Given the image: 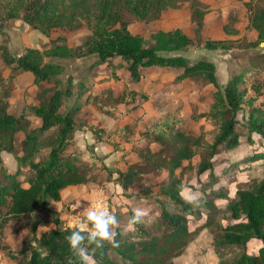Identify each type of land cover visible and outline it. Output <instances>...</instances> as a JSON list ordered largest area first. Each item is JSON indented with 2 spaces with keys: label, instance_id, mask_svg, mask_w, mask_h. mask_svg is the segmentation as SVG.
<instances>
[{
  "label": "trees",
  "instance_id": "obj_1",
  "mask_svg": "<svg viewBox=\"0 0 264 264\" xmlns=\"http://www.w3.org/2000/svg\"><path fill=\"white\" fill-rule=\"evenodd\" d=\"M185 3L190 5L199 36L207 14L200 0H0V57L11 66L3 79L6 89L0 95V249L6 250L12 264H84L66 239L76 227L65 226L55 216V225L38 234L35 215L48 208L49 199L61 200L68 186L102 187L108 181L120 185L122 195L132 204L126 212L115 215L116 223L110 226L112 240L105 239L100 245L82 242L93 264H174L172 259L182 254L202 229L214 236L212 244L219 264H264V174L253 178L250 187H237L232 199L221 181L227 177L230 182L240 171L250 173L264 167V49L250 53L248 62L231 72L221 85L212 61L191 60L181 54L194 40L180 27L156 30L150 40L129 28L132 20L150 22ZM245 6L248 26L257 33L246 46L255 49L264 43V0H248ZM11 19L22 20L44 34L55 28L76 30L84 25L92 33L76 46L61 43L57 37L43 49L28 48L21 55H13L4 30ZM203 46L209 50L232 48L227 38H208ZM88 55H97L98 64L112 67V77L118 81L119 68L138 81L145 75L144 69L160 67L173 72L176 83L187 79L201 87L214 86L213 101L194 117L207 120L210 128H186L179 108H166L139 133L143 144L134 146L138 157L125 168L83 163L76 151L69 150L75 132L89 128L102 139L100 125L80 115L83 103L92 101L98 108L110 110V104H124L129 112L150 99L148 92L128 85L117 94L112 88L94 93L83 73L76 83L74 74L67 73L68 83L64 84L60 75L66 67L46 60ZM117 58L120 62L115 64ZM26 71L32 73L38 87L36 102L28 108L42 121L31 130L24 112L16 116L9 111L17 75ZM75 90L76 102L68 105ZM84 95L85 101H81ZM141 120L142 116L136 118ZM21 130L26 135L17 141L16 133ZM242 140L250 145V154L234 160L223 156L237 149ZM3 151L16 158L15 171L8 170ZM195 156L199 158L196 177L201 196L187 200L182 190L190 182L184 184L183 175L176 171ZM153 171L168 173L154 181L149 176ZM218 198H229L221 218ZM136 209L144 215L133 222ZM12 222H19L30 234L16 249L4 243L6 226ZM90 230L89 222L85 231ZM255 241L259 243L256 247Z\"/></svg>",
  "mask_w": 264,
  "mask_h": 264
},
{
  "label": "rangeland",
  "instance_id": "obj_2",
  "mask_svg": "<svg viewBox=\"0 0 264 264\" xmlns=\"http://www.w3.org/2000/svg\"><path fill=\"white\" fill-rule=\"evenodd\" d=\"M204 6L207 8V14L204 17V26L202 28L201 34L198 36L196 32L197 23L192 17L191 9L189 3H185L182 7L178 9H171L164 11L158 19H154L150 22H145L144 20H132L129 24V28L133 33L143 35L147 40L151 39V33L156 30H170L176 27H180L187 35H189L194 43L188 45L181 50V54L186 55L191 60L206 59L212 61L216 65V73L218 77V82L223 85L227 80L231 72L239 70L241 66L248 62L250 58V53L264 49V43L258 48L247 47L246 44L249 40L254 37V31L248 26V17L245 2L248 0H200ZM17 20V19H11ZM11 20H7L11 21ZM227 25V30L225 26ZM54 33L59 38V42L68 43L72 46L83 43L90 35L91 29L86 25L78 28L76 30H70L65 28H55L52 29L47 36ZM56 37V38H57ZM211 38H227L231 40L232 48L229 50L217 49L209 50L203 46L204 40ZM90 60L89 66L86 68L92 69L93 75L85 72L84 79L89 83L91 81L94 84H102L103 88L112 87L114 92L117 94L122 90V86L128 85L129 88H133L138 92H148L150 99L145 102L147 108H151L153 105H159L158 111L166 108H179L184 118V126L186 128H195L196 130L202 128H210L207 120L194 118L197 114L201 113L214 99V91L216 88L212 85H206L201 87L200 85L189 81L187 79L182 82L176 83L173 81L174 73L160 67L147 68L144 69L145 75L138 81L133 80L130 73L124 68L117 69V74L121 76V80H115L112 77V67L107 64H98L97 55H88L78 60L79 64L83 60ZM88 60V61H89ZM120 59H115V64H118ZM96 65V66H95ZM89 69V70H90ZM78 72V73H77ZM81 71H74L75 79L77 81ZM78 75H75V74ZM98 76V78H96ZM250 81V77L247 79ZM97 88H100L97 86ZM94 90L99 91V89ZM91 109L88 107L86 113L88 115L94 114L95 107L90 105ZM108 107L114 108L115 111L118 107H122V110H117V114L128 113L126 110L128 107L124 104H110ZM84 143V142H83ZM104 152V151H102ZM250 154V145L242 140V144L229 153H224L223 156L242 159L243 156ZM89 155V154H88ZM239 159V160H240ZM198 156H195L191 161L184 163L177 172L183 175V178L190 182V187L184 190V195L193 194L195 198L201 196L199 190V183L197 181L196 172L198 166ZM254 178H260L264 174V167H256L252 173ZM103 175H106L103 173ZM164 172L153 171L149 176H152L154 180L162 178ZM249 175V176H248ZM235 177L237 178L230 187L233 196L235 191V186L237 187H250L252 181H250L249 171H240ZM204 179V178H203ZM105 181V176L102 182ZM226 182V178L223 179ZM237 182V183H236ZM236 183V184H235ZM188 186V185H186ZM115 188V189H114ZM105 190V194L109 197L101 194V197H105L109 202L114 211L119 214L121 212L123 201L114 199V203L111 201L112 193L116 192V187L112 184L110 189L108 185L102 184V188ZM113 189V191H111ZM99 191H95L94 196H96ZM91 194V193H90ZM89 194V195H90ZM120 195V193H117ZM93 198V197H92ZM91 199V198H90ZM88 200V199H87ZM83 199H75L69 201L78 203L84 202ZM228 200L219 201L218 205L221 207L220 218L224 215L226 210ZM71 204V203H70ZM68 205L64 209V214L67 213ZM113 213V214H115ZM39 216V214H38ZM36 218V215H35ZM40 218V217H38ZM60 222H64L63 218H59ZM226 222V219H224ZM40 228L38 232L44 229L45 225L40 221ZM6 238L4 243L13 249L21 246L26 238L30 237L27 228H24L19 222H12L6 226ZM213 234L209 230H203L195 235L192 241L189 242L185 251L179 256L174 257V264H216L217 259L213 254L211 244L213 243ZM253 246V245H251ZM0 264H12L11 259L6 254L5 249H0Z\"/></svg>",
  "mask_w": 264,
  "mask_h": 264
},
{
  "label": "crops",
  "instance_id": "obj_3",
  "mask_svg": "<svg viewBox=\"0 0 264 264\" xmlns=\"http://www.w3.org/2000/svg\"><path fill=\"white\" fill-rule=\"evenodd\" d=\"M4 30L7 33L8 47L13 55H21L28 48L43 49L46 46H50L52 41H54L57 37L56 35H54V33H51V35L47 36L46 34L42 33L40 30L32 28L28 23L22 20H11L6 22ZM253 31H254V37L252 39H255L257 33L254 29ZM2 39L3 36L0 33V42L2 41ZM46 60L63 64L66 67L65 69L66 71L60 75V78L62 79L64 84L68 83L67 73H73L74 71H81L79 72L81 75L82 73L85 74L86 71H89L88 73L93 75L92 69L90 68L87 69L85 66H83L82 68L80 67L81 65H84L89 60V58L83 60V62L80 64L78 62L79 59H73V58L65 59L58 56L47 57ZM10 67L11 66L4 64L3 60L0 57V95L6 89V87L4 86L3 79L7 78V76L11 72ZM77 73L75 75H78ZM96 78H98V76H96ZM85 81L89 85V82L87 80ZM74 82L76 83L77 81ZM15 83H16V87L11 91L12 94L9 97V111L16 116L24 112L26 116V120L29 124L28 130L41 126L42 125L41 119L38 116L34 115L32 111L28 108V105L30 103L36 102V94L38 91V87L34 83V77L32 73L26 71L18 74ZM90 83H92L91 88L94 93H101V90L103 89L101 83L94 84L93 81H91ZM97 86L100 88H97ZM94 87L95 89H99V91L94 90ZM107 88H112V87H107ZM77 95L78 92L77 90H75L74 95L68 99V105L76 102ZM85 97L86 96L84 95L81 101H85ZM144 103L142 107L129 111L128 113H122L121 115H118L116 111L122 110V107H118L114 111L113 109L115 107L111 108V110L100 109L92 101L83 103L82 110L80 111V115L89 118L91 123L100 125L102 139L98 140V133H95L89 128L78 129L75 132L74 139L69 147V150L76 151L80 155V158L83 161V163L85 164H97L98 166L101 164H105L106 166L114 169L125 168L127 162H133L138 157L137 151L135 150L134 146L143 144V141L139 139V133L142 130H144L147 123L153 120L155 116L163 112L162 109L161 111H158L159 107H154V105L151 108H147ZM90 105L94 106L96 111L92 115L85 114L87 112L85 108L88 107L89 109H91ZM139 116H142V120L138 122L136 121V118H138ZM191 129L195 131L199 130V129L196 130L195 128H191ZM25 135H26L25 131L23 130L18 131L16 133L17 141H21L25 137ZM154 147L156 148L157 145H154ZM2 157L10 172H13L17 169L18 162L16 158L12 155V153L3 151ZM163 172H164L163 177L158 180L163 179L168 173L167 171H162V173ZM251 173L252 170L250 171V181H252V179L254 178V176ZM206 176H207L206 174L202 175V179L204 178L203 180H205ZM23 177L24 175H22V178ZM150 177L153 179L152 176ZM223 179L224 178L221 179L222 182ZM158 180H154V181H158ZM236 180L237 178L234 179L233 181L228 182L226 179V182H223L227 185L228 197L230 199L235 197V193L237 190V186H235V191L233 192V196H231L232 192L230 185ZM187 182L188 181L186 179H183L184 184ZM106 184L108 185V189H110L111 184L114 187H116V192L120 193V195H118L117 193H112V195L110 196L111 201L114 203L115 202L114 199L117 198V200H119L120 198L123 201V204H122L121 212L119 213L126 212L128 210V206L132 204L131 199H128L127 197H124L122 195V188L120 185L115 184L113 181H108ZM23 185L28 186V183L23 182ZM188 187L190 186L188 185L183 188L182 190L183 195H184V190ZM99 188L102 187L94 186V185H86V184L71 185L63 190L61 200L56 201L49 199L48 208L36 214V216H38L39 214L38 217H40L38 218V227L40 228L41 226L40 224L41 220L44 223V225L46 224L44 229L41 230V232H38V234H41L47 228L55 225L54 223L55 216L59 218H64L65 215L64 209L66 208L67 205L71 203L68 202L75 199V197L77 199L89 200L90 198L95 197L94 194L96 190L100 192L97 195L103 194L104 196L109 197L108 195L105 194V190L103 189L101 190ZM111 191H113V189H111ZM198 191H200V189ZM229 198H218L216 200V203L218 205L219 201L226 199L229 201ZM218 207L221 208L219 205ZM116 211L117 209L114 208V211H112L111 214L114 216L117 215L115 213ZM203 220H205V216ZM223 222H225V220ZM190 228L191 229L194 228V226L191 223H190ZM203 230H208V229H202L201 231ZM253 245L256 247L259 245V243L255 241L253 242ZM211 247L213 250V254L217 259L216 264H219V258L215 252L213 244H211Z\"/></svg>",
  "mask_w": 264,
  "mask_h": 264
},
{
  "label": "clouds",
  "instance_id": "obj_4",
  "mask_svg": "<svg viewBox=\"0 0 264 264\" xmlns=\"http://www.w3.org/2000/svg\"><path fill=\"white\" fill-rule=\"evenodd\" d=\"M185 198L195 199L193 194H187ZM143 215L142 210L136 209L131 220L138 222ZM85 216L90 222L91 230L85 231L81 227H76L66 236V239L72 251L80 257L84 264H93V259L82 242L87 240L100 245L105 239L112 240L113 233L110 226L116 223V218L108 210L96 207L89 208ZM112 242L115 243V241Z\"/></svg>",
  "mask_w": 264,
  "mask_h": 264
},
{
  "label": "built area",
  "instance_id": "obj_5",
  "mask_svg": "<svg viewBox=\"0 0 264 264\" xmlns=\"http://www.w3.org/2000/svg\"><path fill=\"white\" fill-rule=\"evenodd\" d=\"M77 204L78 203L75 202H71V204H69L67 213L63 218V224L65 226L81 227L82 230L88 229L89 221H87L85 214L86 211L92 207L103 208L112 212L109 201L100 195H97L89 200H85L84 202H80L79 205Z\"/></svg>",
  "mask_w": 264,
  "mask_h": 264
},
{
  "label": "water",
  "instance_id": "obj_6",
  "mask_svg": "<svg viewBox=\"0 0 264 264\" xmlns=\"http://www.w3.org/2000/svg\"><path fill=\"white\" fill-rule=\"evenodd\" d=\"M98 58V57H97ZM89 64H90V60L89 61H87L84 65H81L80 67L82 68L83 66H85V67H87V66H89ZM80 68V69H81Z\"/></svg>",
  "mask_w": 264,
  "mask_h": 264
}]
</instances>
